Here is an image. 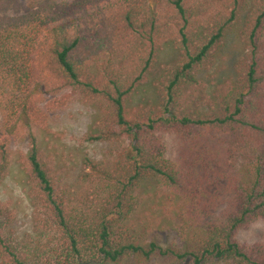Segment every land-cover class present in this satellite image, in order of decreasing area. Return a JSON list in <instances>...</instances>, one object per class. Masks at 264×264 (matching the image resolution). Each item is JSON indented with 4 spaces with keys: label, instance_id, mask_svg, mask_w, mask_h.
Segmentation results:
<instances>
[{
    "label": "trees",
    "instance_id": "16d2710c",
    "mask_svg": "<svg viewBox=\"0 0 264 264\" xmlns=\"http://www.w3.org/2000/svg\"><path fill=\"white\" fill-rule=\"evenodd\" d=\"M1 11L0 120L26 130L31 214L18 233L0 201V264H264V241L238 238L264 224V0ZM230 34L245 53L208 93L201 76ZM75 107L92 121L68 140L86 152L65 183L72 162L52 129Z\"/></svg>",
    "mask_w": 264,
    "mask_h": 264
},
{
    "label": "rangeland",
    "instance_id": "374dc122",
    "mask_svg": "<svg viewBox=\"0 0 264 264\" xmlns=\"http://www.w3.org/2000/svg\"><path fill=\"white\" fill-rule=\"evenodd\" d=\"M41 1L43 0H0V9H4V11H0L14 15L15 13L17 14V12L21 13L24 9L37 5ZM49 1L62 2L69 0ZM244 53V48L238 40L235 39L234 35L230 34L222 51V57L215 63L209 72H206L201 76L207 85L208 93H210L213 85L220 83L224 79H230L233 77L234 64L244 55ZM85 112L86 111H82L80 107H75L66 108L57 112L55 115L56 117L52 131L54 133L64 132L58 137L60 139L59 144L66 149L67 153H69L72 162L67 166L69 171L67 173L68 179L65 180V183H73L76 180L81 169V157H83L86 152H80L75 146L68 142L71 136L78 139V137L83 134L86 128L90 125L92 118ZM5 130L7 129L2 127L0 120V142L4 138H7L9 141L8 152L10 162L8 171L0 184V201L11 204L16 210L17 221L15 230L18 231V233H22L29 230L31 214V204L23 193L24 176L22 168L25 166L28 147L25 135L26 130L21 129L19 133L11 128H9L7 132ZM32 132L38 140L41 139L38 131L33 129ZM87 152L88 156L93 160L94 158L97 159L100 150L90 147ZM238 238L240 241L247 243L264 241V224L257 223L253 225L248 231L240 234Z\"/></svg>",
    "mask_w": 264,
    "mask_h": 264
}]
</instances>
